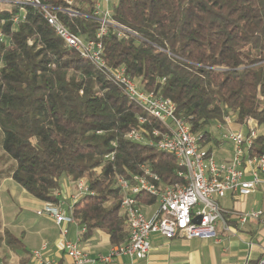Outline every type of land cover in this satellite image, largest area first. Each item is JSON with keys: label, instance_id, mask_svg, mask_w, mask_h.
<instances>
[{"label": "trees", "instance_id": "1", "mask_svg": "<svg viewBox=\"0 0 264 264\" xmlns=\"http://www.w3.org/2000/svg\"><path fill=\"white\" fill-rule=\"evenodd\" d=\"M70 1L48 0L74 34L96 39L99 0ZM111 19L116 26L101 39L108 67H124L142 89L172 99L210 151L224 144L212 129L225 126L226 116L239 127L248 119L264 125V0H117ZM0 34V152L14 161L6 175L53 205L61 203L63 179L74 189L86 179L89 192L72 209L82 235L100 230L113 245L126 243L119 179L147 168L164 185L185 183L172 154L127 138L162 125L68 47L37 9L0 11ZM262 153L259 135L248 154ZM138 199L157 201L145 193Z\"/></svg>", "mask_w": 264, "mask_h": 264}, {"label": "built area", "instance_id": "2", "mask_svg": "<svg viewBox=\"0 0 264 264\" xmlns=\"http://www.w3.org/2000/svg\"><path fill=\"white\" fill-rule=\"evenodd\" d=\"M68 4L72 1L65 0ZM108 6L109 0H105ZM14 5H19L21 10L33 7L41 12L43 18L52 27L55 34L67 44L68 47L78 51L82 57L103 69L106 74L119 85L125 93L142 107L152 118L156 119L162 129L151 132L140 129L132 130L127 134L129 140L141 142L156 147L158 150L172 154L183 169L179 173L184 178V184L164 185L158 175L145 169L144 176H135L133 180L119 179L118 184L123 192L122 211L126 217V226L129 232L128 241L115 245L108 256H99L98 260L110 264L114 258L128 256L133 260L146 259L151 251V236L159 234L166 239H212L217 238L219 225L224 230H230L228 220L220 200L229 194L247 196L258 190L264 189V153L250 156L249 149L260 135V127L253 119H248L245 124L246 131L233 130V117H225V126L217 129H226L229 134L222 136V141L231 145V156L219 160L210 151L208 145L201 143L202 135L194 134L190 125L176 115V104L170 98L156 95L140 87L139 82L130 78L124 67L112 69L108 67L103 58V43L101 39L106 35L109 26H116L111 19V12L96 5L94 18L101 23L96 39L86 40L74 34L60 19L56 7L48 0H0V11L8 10ZM71 17H76L77 12L62 10ZM18 22V17L15 18ZM1 36V34H0ZM145 118L139 117V124L143 125ZM86 179L77 182L75 192L71 196L68 210L64 203L53 205L47 203L38 211V215L52 217L57 225L77 224L72 216L74 204L88 193ZM145 193L155 197L158 208L150 217L143 211V203L138 195ZM69 211V212H68ZM261 211L242 213L238 222L244 225L258 221ZM196 217H201V223L194 222ZM82 232L86 228L81 229ZM62 229V234H67ZM42 250L34 252L36 264H58L42 257ZM66 254L74 264H85L91 261L88 253L78 243L66 241L64 245ZM258 264H264V258Z\"/></svg>", "mask_w": 264, "mask_h": 264}, {"label": "crops", "instance_id": "3", "mask_svg": "<svg viewBox=\"0 0 264 264\" xmlns=\"http://www.w3.org/2000/svg\"><path fill=\"white\" fill-rule=\"evenodd\" d=\"M260 135H264V131L260 130ZM219 147L213 151L220 150L231 156L229 143L224 142ZM74 192L72 182L65 180L60 191L61 202L65 201L68 206L69 197ZM7 196L9 202L6 201ZM46 204L29 194L10 176H0V217L5 218L0 227V251L4 248V252H0V264H36L34 252L42 250L44 245V259L58 264H74L64 250L66 241L78 243L85 249L91 259L85 264H106L98 257L110 255L115 246L110 236L95 230L90 237L84 238L78 224L59 226L52 217L37 214ZM143 204L148 217L158 208L157 201ZM220 204L225 218L231 222L228 231L218 226L217 238L166 239L153 234L151 251L146 259L133 260L122 256L114 258L110 264H258L264 258V189L247 196L229 194L220 200ZM252 211H261L260 219L241 225L239 215ZM62 229L68 231L65 236ZM7 252L9 255L6 256ZM5 257L7 261H4Z\"/></svg>", "mask_w": 264, "mask_h": 264}, {"label": "rangeland", "instance_id": "4", "mask_svg": "<svg viewBox=\"0 0 264 264\" xmlns=\"http://www.w3.org/2000/svg\"><path fill=\"white\" fill-rule=\"evenodd\" d=\"M117 2V0H109V4L107 6L106 4V1L105 0H99L98 3H100L102 5V7L104 8V10L106 9V6L108 8V10H110V12H112V9H113V5ZM232 129L233 130H243L245 131V127H240L239 126H235V125H232ZM260 130L261 131H264V125L260 127ZM212 133L214 135V137L218 140L221 141L222 139V136L223 135H226V134H229L228 133V130L226 129H212ZM220 148V147H218ZM213 155L217 158V159H221V160H225V159H228L229 156L225 153H223L222 151L220 150H214L213 151ZM228 157V158H227ZM14 167V161L9 159L8 156L6 154H4L3 152H0V176H3V175H6L8 173H10V171L12 170V168ZM65 181V179L62 180V183ZM6 201L9 202V197L7 196L6 197ZM70 198V203L68 204V206L71 204L72 200H71V196L69 197ZM64 203V207L67 208V203L65 201H63ZM5 221V218H1L0 217V227L2 225V223ZM1 253L4 252V248L2 249V251H0ZM9 255L8 252L6 253V256ZM4 261H7L6 257L4 258Z\"/></svg>", "mask_w": 264, "mask_h": 264}, {"label": "water", "instance_id": "5", "mask_svg": "<svg viewBox=\"0 0 264 264\" xmlns=\"http://www.w3.org/2000/svg\"><path fill=\"white\" fill-rule=\"evenodd\" d=\"M194 222L197 223V224H200L201 223V217H196L194 219Z\"/></svg>", "mask_w": 264, "mask_h": 264}]
</instances>
